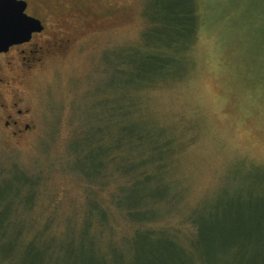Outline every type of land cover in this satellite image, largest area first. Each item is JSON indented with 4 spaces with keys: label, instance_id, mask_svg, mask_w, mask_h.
Instances as JSON below:
<instances>
[{
    "label": "rangeland",
    "instance_id": "1",
    "mask_svg": "<svg viewBox=\"0 0 264 264\" xmlns=\"http://www.w3.org/2000/svg\"><path fill=\"white\" fill-rule=\"evenodd\" d=\"M24 1L25 13L45 27L32 42L44 48L31 68L21 67L15 57L11 68L0 69V165L5 168L0 175V181L5 178L0 183V214L8 208L7 218L0 215V222L8 221L3 228L36 231L47 216L59 214L54 232L78 231L69 221L87 211L86 196L93 193L108 208L116 237L129 233L133 225L111 199L123 180L108 170L102 186L88 187L73 167L83 154L95 150L101 136L102 149L110 146L112 132L123 123L112 117V107L119 105L118 114L124 117L129 105L127 119L147 127L149 134H163L171 147L160 161L161 172L180 196L176 203L157 205L161 216L153 226L179 229L186 243L161 258L127 251V256L122 252L121 257L101 261L88 258L89 248L81 249L85 246L78 240L71 246L53 242L51 252L31 262L20 244H11L6 236L0 238V264H264V251L258 255L252 246L247 252L239 246L207 252L193 246L189 235L194 234L186 222L198 204L234 200L249 183V168H264V78L259 79L264 76V0H196L199 25L186 51L184 71L129 93L120 76L111 77V63L119 53L126 56L128 47L138 46L146 29L154 25L160 30L167 0ZM242 4L252 11L246 26L238 13ZM247 27L251 35L244 33ZM13 103L14 111L24 112L21 122L29 125L17 135L4 125ZM135 154L139 161L140 154ZM158 162L152 161L149 170ZM21 170L38 178L33 207L21 199L12 201L17 182L8 176ZM18 215L23 221L15 224ZM255 233L264 245V229ZM221 235L209 240L218 242Z\"/></svg>",
    "mask_w": 264,
    "mask_h": 264
},
{
    "label": "trees",
    "instance_id": "2",
    "mask_svg": "<svg viewBox=\"0 0 264 264\" xmlns=\"http://www.w3.org/2000/svg\"><path fill=\"white\" fill-rule=\"evenodd\" d=\"M164 7L167 12L161 21L152 19L158 21L157 26H160V30H155L157 27L154 25L146 29L138 46L128 47L126 56L119 53L111 63V77L115 80L116 76H120L128 93L131 88H138L168 76L178 77L184 71L186 51L192 45L199 25L197 3L196 0H167ZM247 7L248 4H244L238 10L244 26L251 20L252 14ZM245 29L244 33L248 32L251 35L252 29L249 27ZM261 78L264 76L259 79ZM125 109L126 115L120 117L118 114L120 106L114 104L112 107L113 114L116 113L112 117L123 123L116 132H112L110 146L102 149L101 136L95 141V150L83 154V158H80L73 167L74 172L79 173L88 187L94 184L102 186L104 177L108 176V170L123 180L112 192L111 199L114 207L133 225L132 230L121 237H116L109 222L108 208L95 199L93 193L86 196L87 211L77 212L79 216L73 215L77 221L74 218L69 221L71 226H78L79 230L75 232L64 229L58 233L54 232L55 219L59 214L47 216L43 227L40 226L38 230L30 232L23 227L6 231L2 224L8 221L1 220L0 238L7 236L11 244L19 243L29 261L34 262L48 251L51 252L53 242L63 241L71 246L72 242L78 240L79 245L85 246L81 249L89 248L85 251L88 258L93 257L101 261L111 256L121 257L122 252L123 256H127V251L139 257L146 256L147 253L152 258H161V254L168 249L173 251L177 247L184 248L186 242L180 239L179 229L173 226L159 228L153 226V222L161 216V209L157 205L173 201L176 203L180 196L179 193L173 192V183L161 172L163 165L160 161L165 153L170 151V142L162 138L163 134L160 137L156 133L149 134L147 127L143 128L139 123L128 120L130 106L127 105ZM135 153L140 154L139 161L135 159L137 155ZM154 160L159 161L158 165L156 169L149 170ZM4 169L0 165V175H3ZM245 176L249 183L241 190L242 194L234 200L222 204L223 200L212 199L209 204L203 206L198 204L187 214L186 222L194 234L189 235L190 239L194 238L193 246L202 247L205 252L219 247L234 250L237 246L244 252L252 246L258 255L264 251V245L258 243L259 234L255 233L264 229V168L260 166L249 168ZM8 177L17 182L11 196L14 200H11L16 202L21 199L33 207L38 178L27 170H21ZM4 180L5 178L0 183ZM3 189L0 184V194ZM8 189H11V186ZM243 195L247 196L242 198ZM7 210V206L4 207L0 215L7 218ZM10 219L9 223L13 221ZM14 219L16 220L13 222L18 224L23 221V216L18 215ZM34 219L39 221L38 218ZM168 228L172 230L169 231ZM216 234H222L223 239L218 242L209 240ZM100 242L103 243L99 244ZM161 247L164 251L159 253L158 249ZM173 255L175 256V253Z\"/></svg>",
    "mask_w": 264,
    "mask_h": 264
},
{
    "label": "water",
    "instance_id": "3",
    "mask_svg": "<svg viewBox=\"0 0 264 264\" xmlns=\"http://www.w3.org/2000/svg\"><path fill=\"white\" fill-rule=\"evenodd\" d=\"M26 1L0 0V52L11 45L26 42L43 25L38 18L25 13Z\"/></svg>",
    "mask_w": 264,
    "mask_h": 264
},
{
    "label": "flooded vegetation",
    "instance_id": "4",
    "mask_svg": "<svg viewBox=\"0 0 264 264\" xmlns=\"http://www.w3.org/2000/svg\"><path fill=\"white\" fill-rule=\"evenodd\" d=\"M44 28L45 27L43 25V29L40 32L32 33L31 38L28 41L13 44L6 51L0 52V56H3L0 62V69L2 66L6 68H11L16 62L15 57L19 58L18 59L19 65L21 67H24L25 69L31 68L36 63H39L40 54L42 53V49L44 48V46L38 45L36 44V42L34 43L32 42H33V37L37 34L42 33L44 31ZM58 43H56V45H58ZM0 83H4L2 78H0ZM2 106L4 108L7 107L6 105H2ZM11 106L13 111L7 114L8 119L5 120L4 125L12 129L11 131L12 135H17L20 131L27 130L29 125L27 123L21 122L20 117L24 114V112L18 108H16L14 111V108L16 107L15 103H13Z\"/></svg>",
    "mask_w": 264,
    "mask_h": 264
}]
</instances>
